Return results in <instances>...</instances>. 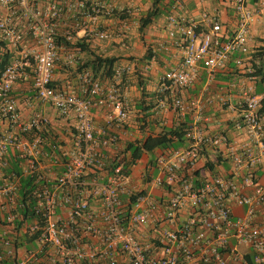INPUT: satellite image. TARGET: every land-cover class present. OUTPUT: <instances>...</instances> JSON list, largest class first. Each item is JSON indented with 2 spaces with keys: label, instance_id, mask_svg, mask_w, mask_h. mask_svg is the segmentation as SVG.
Segmentation results:
<instances>
[{
  "label": "built area",
  "instance_id": "1",
  "mask_svg": "<svg viewBox=\"0 0 264 264\" xmlns=\"http://www.w3.org/2000/svg\"><path fill=\"white\" fill-rule=\"evenodd\" d=\"M244 2L237 0L240 19L226 39L217 21L202 30L195 20L181 14L174 12L166 17L167 37L179 46L181 60L159 79L161 108L182 116L193 106L200 109L196 101L189 103L183 94L196 81L199 68L211 82L231 54L238 53L234 62L243 66L244 57H250L248 24L252 20ZM115 10V0H0V46L5 45L12 53L11 60L0 69V120L6 122V128L0 130V264H39L44 260L43 264H120L119 255L127 264H248L247 252L239 246L249 248L255 264H264V230L253 222L257 207L264 214L263 187L254 185L250 177L244 178L253 186L250 194L244 193L233 178L214 176L194 184L192 173L202 144L218 145L225 140L222 136L189 129V146L174 148L167 156L157 158L161 174L152 183L169 186L166 199L158 200L130 186L120 165L105 181L83 178L89 168L103 166L100 144L115 140L110 136L100 143L96 141L93 104L111 105L117 123L127 119L128 109L116 84L104 86L88 68L76 71L84 97L53 85L55 65L71 68L79 59L75 51L58 40L75 43L81 38L92 42L110 39L111 33L100 28L99 22L101 17L112 18ZM119 21L126 26L124 20ZM27 68L38 100L50 104L61 116L73 113L76 120L74 146L64 154L62 172L54 178L39 175L31 186L33 203L27 202L26 207L32 216L17 210L18 178L46 168L36 156L42 144V126L47 121L39 113L22 119L11 95L13 84L29 75ZM129 70L114 69L115 78ZM244 94L247 101L237 127L244 128L264 152L260 141L264 129L257 113L260 99L250 96L249 90ZM10 151L23 165L20 176L4 170L8 166L5 155ZM229 152L236 173L253 158L248 144L240 150L231 147ZM90 197L97 207L91 205ZM232 204L245 206V214L234 217ZM188 206L190 215L179 220ZM141 226L155 228L153 244L137 235ZM24 235L37 238L24 246L26 255L19 257L15 241ZM91 237L98 238L100 249L91 246ZM41 253L44 260L39 257Z\"/></svg>",
  "mask_w": 264,
  "mask_h": 264
},
{
  "label": "crops",
  "instance_id": "2",
  "mask_svg": "<svg viewBox=\"0 0 264 264\" xmlns=\"http://www.w3.org/2000/svg\"><path fill=\"white\" fill-rule=\"evenodd\" d=\"M150 6L151 0H115L116 9H126L128 16L126 18L101 17L99 27L108 30L112 37L104 41H90L95 53L121 57L115 69L123 67L130 69L119 78H115L113 75L110 80L99 79L104 86L110 83L116 84L128 109L127 119L122 123H117L113 120L115 110L111 105L93 104L91 108L96 141L100 143L104 138L115 137L113 144L111 142L108 145L100 144L98 148L103 165L106 158L116 155L118 149L124 147L126 140L140 139L150 132H158L161 126L170 127L182 120L187 122L190 130L195 128L205 135L222 136L225 139L218 145L202 144L200 158L195 163V171L198 174L196 175L195 171L192 173L195 185L205 183L214 176L233 178L244 193L250 194L253 186L246 184L244 178L250 177L253 182L251 175L254 173L253 184L264 189V152L260 150L258 142L247 135L244 128L237 127V124L241 122V115L247 101L245 91L249 90L250 96H257L260 100L264 97V76L254 77L250 74L252 64H255L256 67L262 66L264 72V0H245L244 2V9L252 13V20L248 24L250 57H244L243 66L239 67L234 62L238 53L231 54L225 67L214 73L211 82L207 81L205 73L199 68L196 81L183 94L189 103L196 101L197 107L200 109L197 110L193 106L183 116L170 108L159 106V98L163 97V94L157 90L159 79L164 71L177 67L181 60L179 46L167 37L166 17L174 12L181 14L195 20L199 24V29L202 30H206L211 21H217L222 26L223 39H226L233 34L240 19L236 8L237 0H162L161 15L141 34L138 31V20L149 10ZM120 19L125 21V27L120 23ZM123 30L130 31L128 35H125L121 33ZM87 40L91 39L87 38ZM63 52L61 51L62 55ZM76 55L78 58L84 57L83 53L76 52ZM76 71V66L65 68L57 63L54 68L53 83L57 87L84 97L86 94L83 93L77 80ZM139 75H142L144 84L142 86L146 91L143 100L144 106L148 109L145 112L150 114L147 117L148 125L145 128H141L142 123L137 122L135 118L141 100L140 88L142 86L139 85ZM11 95L17 103V109L22 119L26 120L38 113L46 119L47 122L42 126L41 131L40 153L36 156L38 162L45 165L46 168L41 167L36 174L43 177H56L62 172L64 154L74 146L76 137L74 114L70 113L66 117L61 116L50 104L39 101L32 87V77L29 75H25L13 84ZM259 109L261 112L258 113V116L264 129V105L260 104L258 111ZM4 128H6V122L0 120V130ZM47 128L57 135L54 140L64 143L61 156L46 148L43 133ZM260 141L264 143V130L261 133ZM190 143L191 140L186 136L183 141L174 143V146L156 149L150 154L143 155L135 165L129 167L126 183L136 189L145 190L158 200L166 199L169 195L167 192L169 186L161 187L152 183L154 177L161 174L156 160L160 156H167L172 149L185 148ZM247 144L250 145L253 158H250L249 163L236 173L230 160L229 150L231 147L240 150ZM13 153L12 151L7 152L5 157L8 158L9 154ZM16 159H18L21 169L23 165L19 158L16 157ZM111 173L107 172L103 166L100 169L89 168L85 171L83 178L87 181L100 182L105 181ZM122 199L126 200L124 196ZM90 202L91 205L98 206L92 197H90ZM245 212V206L232 204L234 217H241ZM190 213V206L184 208L180 213L179 220L187 219ZM253 222L264 230L262 208L257 207ZM100 224L98 222L99 226ZM137 235L142 241L153 244L155 228L141 226L137 229ZM89 243L92 247L95 245L99 249L101 248L96 237H91ZM239 249L249 255V248L239 246ZM25 250L23 245L17 246L19 257L26 255ZM118 261L120 264H127L120 255ZM79 264L86 263L81 261Z\"/></svg>",
  "mask_w": 264,
  "mask_h": 264
},
{
  "label": "trees",
  "instance_id": "3",
  "mask_svg": "<svg viewBox=\"0 0 264 264\" xmlns=\"http://www.w3.org/2000/svg\"><path fill=\"white\" fill-rule=\"evenodd\" d=\"M37 0H31V2ZM162 0H151V6L149 10L140 16L138 31L143 34L146 27L154 22V20L159 17L162 13ZM114 16L119 18H126L128 13L126 9L118 10L116 9L114 12ZM59 43L64 44L67 48L72 51L83 53L84 57L79 58L76 63V70H80L82 68H88L92 71L93 75L99 79H112L114 75V69L117 62L121 59L120 56L114 55H102L94 52V48L90 44L91 40H87V38H82L81 40L76 41L75 43H70L65 39L59 38ZM12 58V53L9 51V48L5 45L0 46V69L4 67ZM132 58V57H131ZM26 72L29 76L32 75L30 69L27 68ZM254 77H263L264 72L262 66L256 67L255 64H252V72L250 73ZM54 85V83H53ZM139 85L142 86L143 79L142 75H139ZM141 92V100L138 104L139 109L135 113L136 121L142 123L140 125L141 128H145L148 124L147 117L150 115L146 113L145 110L148 107L144 106L143 98L146 96L145 87L142 86L140 88ZM260 104L264 105V97L260 100ZM144 111V112H143ZM142 112V114H141ZM261 112V109L257 113ZM141 114V115H140ZM189 132V128L187 126L186 121L179 120L170 127L161 126V129L158 132H150L147 135H144L140 139H132L126 140L124 143V147L118 149V153L116 155H112L105 159L103 167L107 170V172H112L113 169L120 165L122 167V172L125 175L129 173V167L135 165L143 155L150 154L154 152L156 149H163L174 146V143L181 142L186 138L187 133ZM57 135L50 128L43 133L44 143L46 148L54 152L55 154L61 156L63 142L58 140H54ZM115 141H111L113 144ZM8 166L5 167L4 170L14 172L17 176L21 175V169L19 167V161L16 159L15 155L9 154L7 158ZM152 162V161H151ZM208 164V163H207ZM196 172V171H195ZM253 173V172H252ZM198 173L196 172V175ZM39 174L26 175L19 177V186L17 190V210L22 215H31L32 212L29 211V207H26L27 202H30L29 205L33 203L31 200L30 191L32 189V184L35 179H37ZM254 182V173L251 175ZM41 181V180H38ZM141 193H144L142 190ZM37 238L36 235L27 236L24 235L19 242L16 240L15 245L27 246L30 245ZM17 242V243H16ZM44 254H39V257H42L44 260ZM248 264H255L253 261L252 255L247 256ZM45 261V260H44ZM42 261L39 264H43ZM36 264V262H33Z\"/></svg>",
  "mask_w": 264,
  "mask_h": 264
},
{
  "label": "rangeland",
  "instance_id": "4",
  "mask_svg": "<svg viewBox=\"0 0 264 264\" xmlns=\"http://www.w3.org/2000/svg\"><path fill=\"white\" fill-rule=\"evenodd\" d=\"M129 31H130V30H127V31H124V30H123V31H121V33H124L125 35H126V34L128 35ZM115 36H116V35H115ZM111 37H112V36H111ZM113 37H114V34H113ZM140 163L142 164L143 162H140ZM138 166H140V165H138Z\"/></svg>",
  "mask_w": 264,
  "mask_h": 264
}]
</instances>
